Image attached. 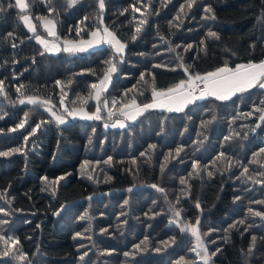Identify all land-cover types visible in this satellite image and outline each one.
<instances>
[{"label": "trees", "instance_id": "trees-1", "mask_svg": "<svg viewBox=\"0 0 264 264\" xmlns=\"http://www.w3.org/2000/svg\"><path fill=\"white\" fill-rule=\"evenodd\" d=\"M25 2L29 4L26 13L37 27L35 34L45 35L38 16L53 19L61 42L86 39L97 27L107 26L126 43V49L123 62L109 46L85 53L49 54L32 39L34 34L24 29L20 11L8 7L15 1L0 0L6 9L0 12V81L4 82L0 152L22 148L0 156V193L11 200L10 205L0 200V207L9 213L0 215L9 221L0 227L19 239V250L26 256L24 262L0 258V264H177L180 257H185L184 264H203L199 261L204 253L199 248L190 251L195 243L191 234L170 224L177 219L170 205L180 211L182 221L195 224L199 217L209 264H264V220L248 214L249 207L264 211V205L255 203L264 200V185L246 180L248 175L260 179L257 173H264V154L253 156L264 147L261 113L253 112V106L260 107L264 101L259 88L237 93L227 101L199 100L182 112L149 110L126 123L124 129L103 126L119 117L122 103L135 98L143 105L151 100L153 86L165 90L187 79L181 65H190L192 74H203L225 62L234 68L264 60V19H259L264 17V0H195L193 8L181 17L183 23L175 18L185 0H171L166 7L162 0H143L149 5L147 22L135 41L131 37L145 10L136 0H105L102 23L97 18L96 0H79L72 8L67 7L68 0H52L50 5L48 0ZM132 6L141 11L134 13ZM205 6L212 8L208 15L214 14L215 19L202 18ZM49 7L56 11L50 14ZM78 24L83 29L79 35L75 30ZM209 31L216 32L219 39L207 37ZM109 59L117 71L111 74L101 100L89 99L95 92L90 85L104 77ZM141 73L147 83L141 81ZM21 85L24 96L16 91ZM62 95L68 109L84 107L93 113L99 106L102 118L58 125L44 107L19 103L27 96L50 98L52 110L65 114ZM79 98L88 99V103L81 104ZM105 100L117 113L111 120L104 109ZM114 100L117 105L112 108ZM25 113V128L9 132L25 120ZM41 120L50 123L25 144L24 136ZM204 121L212 122L202 128ZM226 136L231 139L225 141ZM150 144L156 147L149 149ZM177 148L182 149L179 156ZM221 152L224 157L217 160ZM193 160L198 162L199 174L190 176ZM245 165L249 172L241 177ZM182 179L186 184H181ZM85 213L88 218L80 220ZM253 237L255 246L249 254ZM145 238L147 246L135 250L133 245ZM157 247L162 250L155 251ZM84 252L88 255L81 261ZM125 252L131 255L126 257Z\"/></svg>", "mask_w": 264, "mask_h": 264}, {"label": "snow or ice", "instance_id": "snow-or-ice-1", "mask_svg": "<svg viewBox=\"0 0 264 264\" xmlns=\"http://www.w3.org/2000/svg\"><path fill=\"white\" fill-rule=\"evenodd\" d=\"M79 2V0H68L67 7L72 8L74 5H76ZM98 4V14L97 18L100 19L101 14L103 13L105 9V0H96ZM171 2V0H162V6H167V3ZM52 3V0H48V4L50 5ZM137 4H140L144 7V11H141L139 7L132 6V11L138 12L141 11V19L139 20V25L135 28V34L132 35L131 39L135 41L137 39V34L141 31V26H143L147 22V11H148V4H144L143 0H136ZM150 3V0H149ZM195 3V0H185V3H182L179 8V14L175 19L180 20L181 23H183V20L181 19L182 16H186L188 14V10H191L193 8V5ZM9 8L16 7L20 10V16L19 19L23 21L25 26L27 27L29 32L36 33L37 27L34 23H32L31 17L28 14H25L27 10L29 9V4L25 2V0H15V4L9 3ZM6 9L0 5V12H4ZM49 13H53L56 11L55 8L49 7L48 8ZM126 11V10H125ZM205 16L202 17L203 19H215V15H208L209 13H212L213 10L209 6H205L204 8ZM123 14V13H121ZM37 20H39L42 24L44 29L47 31L48 36L53 37V41H49L47 39L41 38L40 35H35V39L39 44H41L46 52L49 53H58L60 51H63L68 54H76L80 52H85L88 49L97 46V45H108L110 48L114 50L113 55L121 57V62H123V54L126 49V43L122 42L120 38L117 37V35L110 31L107 26L103 27V32L101 33V30L99 27L96 28V30L91 31L90 35L92 39L87 41H80L79 43L74 42L72 40H64L63 46L61 47L59 44H57L55 41L59 40V37L57 36L56 32V25L53 19H50L45 16H38L36 17ZM89 19V17H85L84 20ZM259 19H264V17H261ZM84 21H81L82 24ZM100 22L102 23V19H100ZM172 23L170 22V27H172ZM72 29H70L71 31ZM77 35L83 31V29L78 24L75 28ZM207 37L209 38H215L219 39V36L214 31H209L207 34ZM9 36H12V33H9ZM163 39V37H161ZM202 45L205 43L204 40L200 42ZM13 47H16L15 44L12 45ZM190 48L191 45H188ZM174 51V49H172ZM44 53H41L43 55ZM106 63L109 65L107 71L104 73V77L102 80H100L98 83H92L90 85L91 89L95 90L94 95L90 93L89 99H94L96 101H100L102 94L106 91L109 81L111 79V74L117 71L116 64L113 62L112 59H109L106 61ZM154 67H160V65H155ZM181 67L184 70L185 75L187 76V79H181L178 83H176L173 87H169L165 90H158L155 86L152 87V100L149 103H145L143 105H139L137 103V100L135 98H132L129 103H122L119 107V115L123 116L125 120L127 121H135L140 115L144 114L148 110L152 109H161L166 110L168 112H182L184 111V108L186 105L191 104L193 102L204 100L207 98H214L217 101H227L232 96L236 95L237 93H243L245 91H248L253 88H259L261 90H264V60H261L259 63H254L252 61H249L248 63H240L235 66V68L229 67L227 65V62H225L224 66L217 67L214 71H208L206 73L200 74H192L190 72L191 66L185 67L184 65H181ZM172 71H175V69H171ZM141 81H145L144 73H141ZM3 81H0V94L4 93L3 88ZM71 83V81H69ZM57 86L61 85V81H56ZM24 86L21 85L16 89L18 93H20L21 96H24V93L21 92V89ZM63 91V89H62ZM141 95L143 93H140ZM81 104H87L88 99L85 98H79ZM9 103H13L9 100ZM20 104H30L34 106H42L44 107V110L49 112L50 115L54 118L55 123L58 125H64L68 123V120L65 118L64 114H57L52 110L51 105V99L46 98L42 99L35 96H27L25 98H22L19 100ZM104 109L108 110V119L111 120L114 116L117 115L116 112L109 109L108 102L105 100L104 102ZM117 105V101L112 102V108H115ZM61 107L64 109V113L67 114L68 117H72L73 119L79 117L82 120H100L101 117V108L97 106L96 111L93 113H89L85 110L84 107H80L79 109L73 108L68 109L64 106V96H61ZM253 112H259L261 115L259 116V120L261 124H264V101H261V106H253ZM249 117L252 115V113L247 114ZM27 116L28 114L25 113V120H22L19 124H17L14 128H9V132H16L17 130L24 129L25 125L27 123ZM0 119H3V116H0ZM213 119H215V115H213ZM212 121H204L201 124L202 128H207L208 124H210ZM50 123V121L41 120L40 122L35 124V127L32 128L31 132L28 133V135L24 136L25 144L28 142L29 137L36 134L37 130L41 129L44 124ZM261 124H257L256 127H260ZM109 125H105V127H108ZM113 128L119 127L121 129H124L127 127L124 120L116 119L114 123L110 125ZM255 131V129H253ZM0 132H3V129H0ZM245 136H247V133H245ZM206 139V137H205ZM225 141H228L231 139V136H226ZM202 143V141L200 142ZM149 149H154L156 146L153 144H150ZM223 147V144L221 145ZM22 148H15L12 149V151H3L0 152V156L7 157L12 155L13 152H21ZM182 151L181 148L176 149V156H179L180 152ZM260 154H264V147L259 149L258 153H253V156H259ZM145 153H141V156H144ZM170 155V154H169ZM221 157H224V153L221 152L217 156V160H219ZM168 157H165V160H167ZM255 160L250 161V163H254ZM107 163V161H106ZM135 163V161H133ZM215 164V161L213 162ZM87 165V161H85V166ZM243 170L240 173L241 177H245L246 174L249 172V168L245 165L242 166ZM192 168L193 172L189 173V175L193 174H199L196 170L198 168V162L196 160L192 161ZM163 170V165H162ZM206 170V169H205ZM209 176H212V172L208 171L207 173ZM261 178L257 179L256 176L248 175L246 177V180L252 181L254 184H262L264 185V173H257ZM91 179V177H89ZM43 180H46V177L42 178ZM59 179H63V177H60ZM52 183H56V181H53ZM181 184H186V181L184 179L181 180ZM153 188H155L159 192H163L164 190L157 185H152ZM43 190V189H42ZM131 191V189H129ZM236 200H239L240 197L237 196L235 198ZM0 200H6V193H0ZM179 202V199L177 200V203ZM6 203L9 205L11 204V200H6ZM125 204L128 203L127 200L124 201ZM256 204L264 205V200L255 201ZM197 208H200L199 202L196 204ZM64 206H61L62 211ZM170 209L173 211L175 217L177 219L170 220V224L174 223L179 228V231L181 233L187 234L190 233L191 237L194 238V246L190 248V251L195 252L197 248L201 250V252L204 253L202 259L203 264H209L210 256L208 254V250L205 247L204 241L202 239V235L200 232V219L197 217L196 223L192 224L187 221H182L179 219L181 217L180 211L175 209L174 205H170ZM59 214V213H57ZM248 214L260 217L261 220H264V211H254L251 207L248 208ZM0 215L2 216H8L9 213L5 210L4 207H0ZM87 213L80 216V220L87 219ZM9 221L7 219H0V226L8 224ZM240 224H244V220L239 221ZM230 228L235 227V225H230ZM90 230V229H86ZM102 232H106V229H102ZM227 231V230H226ZM209 233H203L204 236H207ZM77 237L84 238L81 233L76 234ZM171 241L174 243L175 238H170ZM225 240L228 239L227 236L224 238ZM255 240L256 238H252V245L249 248V254L252 252V248L255 246ZM147 238H145L144 241H141L140 244L133 245V248L137 251H141L142 245L147 246ZM165 247L169 246L168 241L161 242ZM19 244L20 241L18 238H14L11 235H7L2 227H0V258H10L18 262H24L26 260V256L23 252H20L19 250ZM162 249L160 247H157L155 251L159 252ZM219 251V249L217 250ZM216 253H212L214 256ZM88 255V252H84L79 259L81 261L85 260V257ZM124 255L126 257L130 256L131 253L125 252ZM197 256H200V252H197ZM185 257H180V260L177 261V264H184ZM245 264H247V261H245Z\"/></svg>", "mask_w": 264, "mask_h": 264}, {"label": "rangeland", "instance_id": "rangeland-1", "mask_svg": "<svg viewBox=\"0 0 264 264\" xmlns=\"http://www.w3.org/2000/svg\"><path fill=\"white\" fill-rule=\"evenodd\" d=\"M14 1H15V0H14ZM16 9H17L18 11H20L18 8H16ZM25 14H27V13H25ZM19 16H20V15H19ZM20 22H21L22 26L24 27V29H25L28 33H30V34H34V35L32 36V39H33V40H34V41H35V42L41 47L42 50L45 51L44 47H43L41 44H39V43L37 42V40L35 39V35H40L41 38H43V39H47V40H49V41H53L54 38L48 36L47 31L44 29L43 25L40 23V26H41V28L44 30V34H45V35L35 34V33H32V32H29L28 29H27V27H26L25 24L23 23V21L20 20ZM94 30H96V29H94ZM94 30H93V31H94ZM100 30H101V33H102V32H103V27H101ZM90 39H92V37H91V35L89 34V36H88L86 39L77 40V41H74V42L79 43L80 41H87V40H90ZM55 42H56L57 44H59L61 47L63 46V41L61 42V41L56 40ZM101 46H108V45H97V46H94V47L88 49V50L85 51V52L91 51V50H93V49L100 48ZM45 52H46V51H45ZM62 52H63V51H62ZM85 52H80V53H85ZM47 53H49V52H47ZM49 54H51V53H49ZM52 54L54 55V54H56V53H52ZM234 68H235V67H234ZM214 70H215V69H214ZM214 70H212V71H214ZM102 79H103V78H102ZM102 79H101V80H102ZM260 90H261V89H260ZM261 91H262L263 94H264V90H261ZM151 98H152V96H151ZM263 99H264V95H263ZM152 110L160 111V110H156V109H152ZM148 111H149V110H148ZM163 112H168V111H163ZM48 113H49V112H48ZM49 114H50V113H49ZM118 114H119V113H118ZM64 115H65V118L68 120V122H70L71 120H74L72 117H68L66 113H65ZM50 116H51V115H50ZM75 119H80V118L77 117V118H75ZM116 119L124 120L125 124L128 123V122H134V121H127V120L124 119L123 116H120V115H119V117L113 119L110 123H106V122H104V123H103V126L105 127V125L107 124V125H109V126H108L109 128H113V127H111L110 125H111L112 123H114ZM81 120H82V119H81ZM116 128H119V127H116ZM199 262H203V259H200Z\"/></svg>", "mask_w": 264, "mask_h": 264}, {"label": "crops", "instance_id": "crops-1", "mask_svg": "<svg viewBox=\"0 0 264 264\" xmlns=\"http://www.w3.org/2000/svg\"><path fill=\"white\" fill-rule=\"evenodd\" d=\"M213 99H214V98H213ZM151 100H152V98H151ZM151 100H150L149 102H151ZM149 102H148V103H149ZM156 110H160V111H166V110H161V109H156Z\"/></svg>", "mask_w": 264, "mask_h": 264}]
</instances>
